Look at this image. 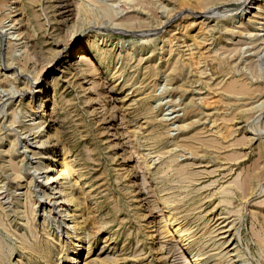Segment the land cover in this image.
Returning <instances> with one entry per match:
<instances>
[{"label": "rangeland", "instance_id": "1", "mask_svg": "<svg viewBox=\"0 0 264 264\" xmlns=\"http://www.w3.org/2000/svg\"><path fill=\"white\" fill-rule=\"evenodd\" d=\"M131 1L133 0H96V4L86 5V9L79 11L77 0H29L27 4L25 0H7L5 6L8 8L3 7L4 9L0 10V15L3 16V23L1 24L0 21V75L6 70L8 62H12L17 75L14 81L16 88L13 87L17 91L11 103L5 106L4 103L0 104V192H2L0 202L8 201L2 205L8 214L5 219L10 222L7 229L0 227V239L12 246H18L19 240L16 236L19 232H24L22 227L26 222V217H20L19 214L25 209V205L29 204L26 193L36 187V182L38 184V179L36 181L34 179L28 187L30 180L28 172L33 171L30 163L37 159L24 148L26 139L24 136L27 133H23L22 123L16 122L10 126V120L13 112L18 113L20 109L29 110L31 106V102H28L29 96L36 95L35 93L45 86L48 95L47 108L50 111L53 107V119L56 118V114L62 117L52 120V126L62 134L66 145L65 160L74 166V172L66 179V185L75 197L82 198L83 212L86 214L89 212L96 219L102 217L110 221L105 229L95 234L90 253L92 258H97L105 264H188L196 254L206 253L205 256H209L206 259L213 261V258L217 259L223 255L218 254L219 252L230 249L224 244V240L228 238V243L232 240L234 242L240 240L241 245L239 242L237 244L239 250L244 253L239 258L227 254L229 260H238L233 264L242 261L246 262H243L244 264H264V250L256 238L261 231L262 234L264 233V203H261L264 200V192H262L264 179L258 184L260 190L263 187L261 192L256 186L255 195L248 196L249 200L245 202L246 204H243L244 200L233 198L230 205L219 204L213 209L218 202L217 195L210 199L212 192L222 183L234 178L238 173L242 177L246 170L253 169L255 163L259 166L264 164L263 159H259V147L264 141V44L261 41L254 42V38L250 39L247 32L240 29L245 15H242L241 19L237 18L239 21H233L232 15L236 17L239 10L235 9L234 5L226 4L227 1L210 2L204 8L196 6L195 3L180 7L179 0ZM163 5L166 8H162ZM103 6L108 7L112 15L107 16L99 10ZM77 14L78 16L75 17ZM200 16L203 19L208 17L202 27L207 25L205 30L208 37L212 34L207 47L212 51L217 49L218 54L225 52L224 56H233L231 66L233 68L235 66L237 75L241 74V70L251 75L252 66L256 74L253 79L262 92L258 99L255 98L246 106L248 109L234 120L235 129H238L234 137L247 136L245 145L235 147L237 152L244 156L232 165V171L229 172L230 165L218 168L212 158L214 154L209 151L206 163L195 165L196 169H204L205 172L189 184L190 196L178 203L177 209L172 210L176 218L175 222L179 224L184 221L186 227L190 228L189 240L193 242L188 244L189 249H185L186 246L183 247L177 238L166 233L164 227L167 222L164 213L160 211L159 203V197L163 196L164 192H160L153 185L155 172L161 169L160 165L168 159L170 153H165L156 160L151 172L146 171L121 115L118 98L120 93L129 92L131 97L154 104L159 117L164 116L163 118L168 119L164 120L163 124L171 134L166 135L163 145L166 150L172 147L173 140L181 134L182 126L196 119L187 116L186 111L192 103L198 104L202 94L197 92L204 91H198L200 85L191 80L187 71L178 73L184 59L182 43L185 40L187 44L191 43V38L185 33L186 26L192 20L200 19ZM122 17L124 20H121ZM247 17L245 16L246 19ZM3 24L6 25L4 28L1 27ZM12 26H14L12 29H8ZM14 29L21 30L20 36L26 38L19 40L21 43L17 47L15 44L8 48L6 41L9 36L8 34L6 36V33L13 32ZM94 34L98 37H94ZM87 41H91V45L94 43L109 49L110 53L107 54L104 63L94 67L97 70H104L102 79H99L100 83L82 92V83L87 85L85 88L89 86V82L84 83L85 78H92L87 68L90 59L95 60L97 55L94 54V48H91L87 52L89 58L74 59L82 52L80 45ZM25 43H28V60L22 65L19 61L18 48H24ZM170 46H172L171 54ZM10 52L14 54L11 56ZM255 52H261L260 57H263L261 61L254 55ZM174 64L177 65L176 76L170 71ZM259 64L261 66L257 71ZM111 75H115L117 79L116 90L112 89ZM47 76L50 77L49 80L46 79ZM2 87L0 83L1 96L5 93ZM102 87L104 88L101 90ZM104 95L110 96V103L106 106L109 112L113 111V116L103 113L102 109L105 106L100 105L105 102L102 97ZM6 96L9 97L5 95L3 98H7ZM3 100L0 102L2 103ZM209 121L203 117L200 123L208 124ZM115 124L124 134V139L115 134L116 130L112 129ZM10 141H13L17 148L15 159L21 169L20 177H16L14 170L6 162L8 156H4L2 151L8 148ZM172 152H176L177 155L172 167L168 169V177L174 176L177 164L190 162L192 159L189 152L179 148H175ZM76 179L79 184L72 185ZM85 182L90 183L91 187H85ZM79 186L83 189L79 190ZM90 189L92 190L89 192ZM191 197L195 205L187 208L188 205H184V202ZM34 198L36 197L32 200ZM18 201L23 203L18 204ZM40 204L37 203L34 207V217L30 214V208H27L28 217L32 225H36L35 232L39 235L43 233L41 228L44 219V211ZM218 217L221 219L217 220ZM121 219L124 227L118 225ZM220 221H224V224L232 228L231 233L225 234L226 237L221 239L222 235L218 234L221 230L218 229L221 226L218 225ZM49 227L53 225L50 224ZM15 228L17 231H14ZM151 230H155L154 242L150 235ZM237 230H239L238 235ZM109 231L116 232L113 240L106 237ZM26 232L31 237L28 229ZM252 233H255V237ZM86 248L87 243H85V254ZM58 254H60L59 245L56 246L53 256L58 257ZM54 257L49 264H55ZM17 260L16 247L10 261L14 263ZM64 260L66 261L65 255L63 262Z\"/></svg>", "mask_w": 264, "mask_h": 264}, {"label": "bare ground", "instance_id": "2", "mask_svg": "<svg viewBox=\"0 0 264 264\" xmlns=\"http://www.w3.org/2000/svg\"><path fill=\"white\" fill-rule=\"evenodd\" d=\"M220 1H224V3L225 1H227L226 4L234 5L236 6L235 9L239 10L236 17L235 15H232L233 21H239L237 20V18L241 19L242 15L248 16L247 19L244 16V22L242 23V26H240L242 27L240 29L246 31L250 39L254 38V42L261 41V43L264 44V0H179V6L185 7L187 6V4L195 3L196 6L204 8L205 5H207L210 2L213 3ZM27 2H29V0L27 1L25 0L26 4ZM95 2L96 0H77L76 5L78 6L79 11H81L82 9H86V5L96 4ZM6 3L7 0H0V10L4 9L3 7H6L5 6ZM164 7L165 6L163 5L162 8ZM142 8L144 7L142 6ZM99 10H101L107 16L112 15V12L108 7L103 6L100 7ZM202 13L203 12L201 11V14ZM78 14L75 17H77ZM115 14L114 17L116 16ZM1 15H0V21L2 24L3 16ZM128 18L129 17H127V19ZM199 18L200 19L192 20L186 26L185 33L188 38L189 37L191 38V43L187 44L186 40L182 43L183 44L182 47H184V50H182L184 59H182V64L180 66V70L178 71V73L182 74L184 71H187V73L191 76V80L194 81L195 83H198L197 85H200L198 91L199 90H204V91L197 92L199 94L200 93L202 94L198 99V104L192 103V105L188 106L186 111L187 116L190 115V117H196V119L182 126L181 134L173 140L172 147L166 150L165 145H163L166 135L170 133L169 131L167 132V130L165 129V124H163V121L164 120L166 121L168 119L163 118L164 116L159 117V115L155 110L156 106L154 104L145 102V100L144 101L138 100L136 99V97H131L129 96V92L120 93L118 98L121 115L123 116L125 124L127 125L130 137L132 138V141L135 144V148H137V150L140 153V157L142 158L146 171L151 172V167L154 166L155 161L160 159L162 155H164L165 153H170L168 159L160 165L161 169L158 172H155L154 176L156 177L153 180V185L154 188H157L160 192H164V194H162L163 196L159 197V203L161 206L160 211L161 213L162 212L164 213L163 216L166 218L165 221L167 222V225L164 227L167 230L166 233H168V236L170 235L175 239L177 238L179 240L178 242H180L183 247L186 246L185 249H189L190 246L188 244L193 242V240H189L190 236L188 230L190 228L186 227L187 225L186 223H184V221H181V223L177 224L175 222L176 218L172 210L177 209L178 203L184 201V199L190 196L189 184L196 181L198 177L202 176L203 173L205 172L204 169L202 170L196 169L197 166L195 165L206 163L208 158L207 153L209 151L212 154H214L212 158L214 159L213 160L214 164L218 168L224 167L226 165H230L229 172L232 171V165H234L238 160H240L244 156V154L240 155L235 149V147L245 145L247 143L246 142L247 136L242 137L241 136L243 134L242 133L240 135L241 137L239 136L238 138L234 137L235 133L238 130L235 129L234 120L236 118H239V116L248 109L246 106L250 105V103L255 98L260 96L262 92L261 88L256 85L253 79V77L256 74L251 65H250L251 66L250 74L252 76L246 74L242 70H241V74L237 75L235 72L236 69L234 70L235 66L234 68L231 66V61L233 60L232 58L233 56L230 57L224 56L225 52L218 54L216 51L217 49L212 51L207 47V45L209 44L208 40L212 38V34L211 37H208L205 30L207 25L204 27H202V25L205 23L204 21L208 17L203 19L202 16H200ZM130 19H132V16L130 17ZM16 20L17 19H13V21ZM121 20H124L123 17L121 18ZM117 21H119V19ZM100 25L101 24H99V26ZM5 26L6 25L3 24L1 27L4 28ZM13 27L14 26L8 29H12ZM242 32L243 31H240V33ZM21 33L22 31L18 29L16 30L14 29L13 32L6 33V36L7 34L9 36L6 41L8 48L12 47V45L15 44L17 47V45L21 43L19 40H21L22 38H26L24 36H20ZM93 36L98 37L97 34H94ZM91 44H92L91 41L82 43V45L79 44L82 52L79 55L75 56L74 58V59L87 58L88 57L87 52L91 48L92 49L94 48V54H97L95 60L90 59V63L87 68L89 70L88 74L90 73L89 75H92L91 76L92 78L90 79L88 77L85 78L84 83L89 82V86L85 88L87 85L85 86L82 83L81 84L82 92L89 89L90 87L94 88L95 85H98L100 83L99 79H102V73H104V70L103 69L97 70L94 67H97V64L101 65L102 63H104L105 60L107 59V54L110 53L109 49L107 48L99 47L94 43L93 45ZM169 44L171 43L169 42ZM171 47L172 46H170V50L169 48H167L170 54H171ZM18 51H20L19 61H21L22 65L26 64V61L28 60V53H27L28 43L24 44V48L23 47L18 48ZM226 52H228V50ZM260 53L255 52L254 55L257 58L259 57L261 61L263 57H260L261 55ZM10 54L12 56L14 53L10 52ZM260 64L259 67L257 68V71L261 66ZM13 67L14 66H12V62L10 63L8 62V64L5 67L6 70H4L3 73L1 72L0 75L1 77L0 83L3 86L2 87L3 92H5L3 96L0 95V101L4 99L2 103L0 102V104L3 105L4 103V106L9 105L11 103L14 93L17 91L13 89V87L16 88L14 85V81L16 80L17 77ZM207 70H209V72ZM84 71L87 70L84 69ZM170 71L171 74L175 73L176 76L178 74L177 65L176 64L172 65ZM49 78H50L49 76L46 77L47 80H49ZM110 81L112 82L111 84H113L112 89L116 90L115 83L117 82V79H115V75H111ZM127 81L128 80H126V82ZM103 88L104 87H102L101 90ZM45 89H46L45 86H43L37 91V93H35L36 95L29 96L28 102H31L30 109L25 111H22V109H20L18 113H20L21 116L18 113L13 112L14 110L12 111L13 117L10 120V126L13 125L14 123L16 124V122L22 123L21 128L24 130L23 133H27L26 136H24L26 137L24 148L30 151L31 155L36 156L35 158L37 159L36 161H32V163H30L31 164L30 167L33 171H29V172L27 171L28 174L30 175V180L29 182L27 181L29 185L28 187H30L34 179L35 181L38 179V184L36 182L35 185L36 187L33 188L32 186L33 189H29V192L26 193V199L27 198L29 199V204H26L25 209L23 211H20L19 214L20 217H26V222L23 223L24 227H22V229H24V232H19L18 236H16L17 240H19L18 246L17 245L12 246L10 244H7L4 240L0 239V264H24V263L49 264L53 260L54 257L53 253L57 245L60 246V254H58V257L57 256L54 257L56 258L55 264H105L99 261L97 258H92L90 253L93 249L92 243L95 234L100 230L105 229L104 227L108 225L110 221H107L102 217L100 219H96L92 217L89 214V212L87 214L86 212H83L84 202L82 198L75 197L73 192L66 185V179L74 172V168H73L74 166L72 165L71 162L65 160L66 145L65 142L63 141L62 134L57 128H54L52 126V122H53L52 120L62 117L57 116L58 114H56V118L53 119L54 117L53 107L51 108L50 111L47 108L48 95H47V90ZM5 95H9V97L6 96L7 98H3ZM102 97L104 98L103 100H105V102L100 105L101 107L105 106L102 109L103 113H108L109 116L111 115L113 116V111L109 112L106 106L107 103L108 105L110 103V98H109L110 96L104 95ZM158 110L160 111L159 108ZM203 117L205 119H209L210 123L208 124H205L206 122L200 123ZM250 118L248 119L250 120ZM197 123L200 124L196 125ZM116 126L117 124H115L114 127L112 128L116 130L115 134L122 136L121 139H124V134L122 133V131H120V128ZM252 130L254 129L252 128ZM66 139L70 141L69 138ZM175 148H179L184 152L185 151L189 152L191 156L189 154L188 155L192 159L190 162L187 161L185 163L177 164L176 165L177 170L176 173L173 174L174 176L168 177L167 176L169 174L168 169L172 167V164L176 160L177 154L176 152H172ZM2 151H4V156H8V160H6V162H8L9 166H11V168L14 170L16 177H20L21 169L18 162H16L15 159L17 148L15 147L14 142L10 141L8 148L3 149ZM259 159L264 160V141L260 144L259 147ZM263 160L262 162L264 163ZM263 179H264V164L263 166H259L258 163H255L253 165V169L250 171L246 170V173H244L242 177L240 173H238L234 178L230 179L229 181L227 180L225 183H222L217 189H215L214 192H212L210 199H212L213 196L217 195V201H218L216 205H214L213 209L219 204H223L225 206L230 205L233 198H239L241 200H244L243 204H246L247 201L249 200L248 196L250 195L252 196L257 191L255 190V188L256 186L258 188L260 187L258 186V184H260V182ZM77 183H78V179L74 180L72 185L77 186ZM84 185L85 187H91L90 183L87 184V182H85ZM78 188L79 190L83 189L81 186H79ZM91 190L92 189H90L89 192ZM262 192H264V190ZM33 197L36 198L32 200ZM193 200L194 199L191 197L189 200H186L184 202V205H188L187 208L192 206L195 203L193 202ZM6 202L8 203L7 200L4 202H0V227L5 229H7V227L10 226L9 225L10 222H7V220L5 219V217L8 214L4 210L5 207H3L2 205L3 203ZM19 203H23V202L18 201V204ZM37 203H41L40 207L44 211V216H43L44 219L41 228L43 233L40 235L37 232H35L37 227L36 225H32L31 219L28 217L29 214L27 213L28 212L27 208H30L31 211L30 214L31 216L34 217L35 216L34 207L35 205H37ZM261 203H264V200H262ZM157 206L159 205L157 204ZM97 209H99V207H97ZM151 209H153V206L151 207ZM220 219L221 217L217 218V220ZM113 221H115V219H113ZM122 221L123 219H121V222H119L118 225L124 227ZM50 224H52L53 227L50 228L49 227ZM218 225H221L220 228H218L221 229L220 232L218 233L222 235L220 239L226 237L225 234L231 233L232 228L228 227V224H224V221H220ZM150 227L152 226L150 225ZM27 229L31 237H29L28 233L26 232ZM255 230H253V232ZM14 231H17L16 228L14 229ZM151 231L152 232L150 233V235L151 238L153 239L152 241L154 242L156 238V234L154 232L155 230H151ZM238 231L239 230H237V235H238ZM115 233H116L115 231H109L107 232L106 237L108 239L113 240ZM234 235L235 234L233 233V236ZM253 235L255 237V233ZM257 235H258V237L256 236V238H258L257 242L263 248L262 250H264V233L262 234L261 231V234H257ZM226 239L224 240V244H226V248L230 247V249H227L225 252L222 253L219 252L218 254L220 255L223 254L222 256L218 255L220 256V258L217 259L213 258L212 259L213 261H209L206 259L209 258V256L208 257L205 256L206 253L198 252L199 254L193 256L188 261V264H228V262L232 260V259L229 260L228 256H232L233 258L234 257L239 258L243 256L244 253H242L239 250L237 244V242H239L240 240L237 242H234V240H232L230 243H228L229 239L228 238ZM238 239L239 238H237V240ZM85 243H87L86 254H85ZM16 247L18 248V260L13 263L10 261V258L14 253ZM227 254L230 255L226 256ZM63 255H65V259H66V261L64 260V262H63ZM247 258L249 259V257ZM186 259L188 260V258ZM236 261L238 260L233 259L230 264H233V262ZM165 262H167V260H165ZM243 262L244 261H242V263ZM242 263H238V264H242Z\"/></svg>", "mask_w": 264, "mask_h": 264}]
</instances>
